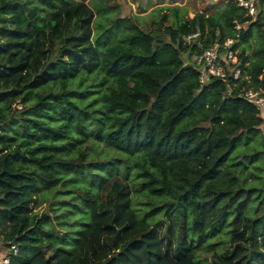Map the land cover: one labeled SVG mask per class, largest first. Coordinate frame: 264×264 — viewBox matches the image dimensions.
Instances as JSON below:
<instances>
[{
	"label": "trees",
	"instance_id": "obj_1",
	"mask_svg": "<svg viewBox=\"0 0 264 264\" xmlns=\"http://www.w3.org/2000/svg\"><path fill=\"white\" fill-rule=\"evenodd\" d=\"M223 1L168 7L174 25L167 14L152 29L127 24L123 40L100 57L93 43L95 12L84 1L0 0V226L4 251L19 250L12 264H196L189 237L209 239L226 226L233 228L231 241L247 244L250 254L237 247L222 255L224 262L264 264V199L255 213L250 210L254 190L243 175L248 165L241 177L230 169L219 173L244 134L261 127L264 134L258 108L239 97L243 88L264 87V0H255L254 16L235 0ZM199 3H206L203 11ZM122 23L112 21L106 33ZM237 25L241 79L211 77L201 84L195 59L204 48L234 38ZM253 38L260 46L249 55ZM98 71L104 74L96 84L69 88L82 74ZM99 97L103 106L92 112ZM87 115L111 127L95 135L98 140L145 163L141 189L159 203L153 216L164 212L171 219L167 238L177 236L182 218L192 221L182 230L184 242L166 245L161 229L139 218L127 184L113 172L96 192L77 189L91 215L83 230L68 225L70 231L59 235L49 226L53 220L69 224L66 213L53 219L35 212L46 189L103 178L99 169L110 165L81 151L90 132ZM261 187L264 192V180ZM55 206L53 212L63 209Z\"/></svg>",
	"mask_w": 264,
	"mask_h": 264
},
{
	"label": "rangeland",
	"instance_id": "obj_2",
	"mask_svg": "<svg viewBox=\"0 0 264 264\" xmlns=\"http://www.w3.org/2000/svg\"><path fill=\"white\" fill-rule=\"evenodd\" d=\"M78 1H84L86 4L90 5L95 12V21L92 25L94 32L93 43L95 45L97 55L102 57L109 46L119 44L120 41L123 40V37L126 34L125 29L127 24L130 25L131 23H134L142 28L148 27L149 29H152L153 22L160 21L163 18V15L167 14L170 17L168 25H174L175 18L173 17V11L167 10V8L179 5L181 9H183L186 7L189 0H109L108 2L106 0ZM211 1H214L213 5H221L224 3L223 0H210V3ZM205 2H207V0H205ZM107 7L108 10L105 11ZM205 8L206 3L204 5L199 3V11H203ZM182 14L183 13L181 12L180 16H182ZM189 17H194V13L192 11H190ZM118 20L123 21V23L114 26L110 35H108L106 31L112 27V21L114 23ZM259 46L260 43L258 39H251L246 45V47H248V54L251 55L252 52ZM184 58L187 60L186 57ZM100 72L102 71H98L91 76L82 74L80 78L71 82L69 88L87 89L88 86L93 84V81L97 80ZM50 87H52V85L47 86L43 90L46 91ZM58 88L59 86H53L54 90H58ZM104 89L105 88H101L99 90V88H97L99 92L101 90L104 91ZM102 104L101 97H99L95 105L96 107H92L91 111L101 110L99 108L103 106ZM14 107L21 109L22 105L17 103ZM90 118L91 115H87L85 122H87ZM85 125L86 129L88 125L90 132L84 137L83 144H81V151L86 152L91 161L99 162L101 165L109 161L110 165L106 169H104V167L99 169V173H101L103 178L99 176H87L83 180L78 181H72L71 179L66 186L61 183L57 187L51 190L46 189L42 194H39L38 202L35 206V212H37L40 217L45 214L51 215L54 219L55 217L66 213L64 219L66 218L65 220L69 223L64 226H59L58 223L60 220H53L54 225L49 226V230L58 234L62 233V235H64L67 231H70L68 225H73L72 229H74V231H81L86 228L90 223L91 215L90 211H85L77 189L82 187L92 189L96 192L106 185L110 177L108 174L113 172L112 175L119 176L122 181L127 184L133 201V209L137 212L139 218L161 229V235L164 238L166 245L169 244V241L175 245L178 238H180V242H184V234L182 230L190 228L192 221L186 224L185 220L182 218L180 221L181 223L179 224L177 236L173 237L169 235L170 238H167V234L172 233L173 231L172 221L164 212L158 213L156 216H153L151 213L153 209L159 205V203L152 200V198H150L147 193L141 189L142 180L140 173L145 169L146 165L140 156L118 153L114 151L113 148H109L95 137V135L97 136L99 133H107L111 128L110 126L106 129L104 126L98 125L94 117L91 118L90 125ZM246 164L248 167L243 170V175L248 178L247 188H250L249 190H254L250 210L253 209L255 213V207L260 205L264 199V192L261 187L262 181L264 180L263 127H261L258 131L246 133L239 139L238 149L227 160L225 165L220 169L219 173L230 169L234 171L236 176L241 177V169H243ZM55 205L62 206L63 209L58 212H53L52 209L57 207ZM173 207L175 208L176 204H173ZM256 215L258 214H255V216ZM232 219L233 215L229 218L226 225H228ZM246 224L247 223L245 221L244 225ZM66 228H68V230ZM242 230L243 228L240 232H242ZM232 231L233 228L230 229L226 226L224 227L223 232L216 234L214 237L212 235L209 239L199 240L197 237H189L188 242L197 248L195 263L228 264L224 262L222 255L226 252L231 254L237 247H240L244 254H250L247 244L231 241Z\"/></svg>",
	"mask_w": 264,
	"mask_h": 264
},
{
	"label": "built area",
	"instance_id": "obj_3",
	"mask_svg": "<svg viewBox=\"0 0 264 264\" xmlns=\"http://www.w3.org/2000/svg\"><path fill=\"white\" fill-rule=\"evenodd\" d=\"M239 7L247 11L249 16H254L256 13L255 0H235ZM236 36L225 42H217L208 48H204L201 54L195 59L196 67L200 70V83L206 84L210 78H218L222 81H227L233 77L235 81L241 79L242 68L241 60L238 56L239 50L235 46L241 39V26H236ZM197 37V34L187 37L186 42L190 43ZM264 76L260 77L262 81ZM230 91L229 95L232 96ZM239 97L248 103L254 105L260 111L264 118V87L258 89H245L239 92ZM2 228L0 226V264H12L13 255H17L19 250L13 246L11 250L4 251V238L1 235Z\"/></svg>",
	"mask_w": 264,
	"mask_h": 264
},
{
	"label": "water",
	"instance_id": "obj_4",
	"mask_svg": "<svg viewBox=\"0 0 264 264\" xmlns=\"http://www.w3.org/2000/svg\"><path fill=\"white\" fill-rule=\"evenodd\" d=\"M213 2H214V1H211V4H212V5H213Z\"/></svg>",
	"mask_w": 264,
	"mask_h": 264
}]
</instances>
